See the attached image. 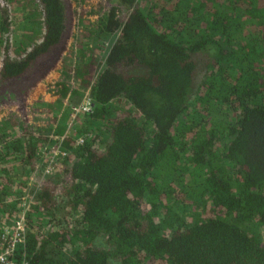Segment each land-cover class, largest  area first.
I'll return each mask as SVG.
<instances>
[{
  "label": "trees",
  "instance_id": "16d2710c",
  "mask_svg": "<svg viewBox=\"0 0 264 264\" xmlns=\"http://www.w3.org/2000/svg\"><path fill=\"white\" fill-rule=\"evenodd\" d=\"M34 1L40 8L22 26L30 42L3 43L0 102L22 89L66 27L65 0ZM87 24L82 48L108 44L87 85L83 115L94 130L67 145V122L53 129L65 134V156L31 199L47 222L26 217L16 260L264 264V0H112ZM7 25L0 11V43ZM93 62L70 71L85 75ZM68 67L60 63L61 77ZM3 128L0 230L19 194L3 156L23 151L26 174L44 139L8 138Z\"/></svg>",
  "mask_w": 264,
  "mask_h": 264
},
{
  "label": "rangeland",
  "instance_id": "374dc122",
  "mask_svg": "<svg viewBox=\"0 0 264 264\" xmlns=\"http://www.w3.org/2000/svg\"><path fill=\"white\" fill-rule=\"evenodd\" d=\"M32 1L15 0L6 5L3 0H0V11L6 15V20L8 21V32L4 33L1 38L4 41L9 40V46L11 47L17 45V42L20 40L22 42L24 41L25 45L30 42L29 34L27 31H24L26 28H22V26L27 24V16L29 13H33L34 10L36 11V9L40 8L36 1ZM65 1L67 12L66 27L60 41L51 47L48 58L43 62L45 63L44 66H47L55 56L56 50L58 51L60 48L58 57L51 65L53 69H48L35 81H28L24 84L25 88H22L23 90H20L19 86L12 87V98L10 100L2 99L0 102V125L4 124L3 129L8 134V138H21L24 134L26 137L29 132L34 137H44L43 140H39L34 148L35 153L31 155L32 162L28 164L29 170L26 174L18 162L19 158L25 156L23 151H17L13 148V150L3 156V160L6 163V170L10 171L12 182H19V194L17 195L16 192L14 194L15 196L13 195L15 203L12 204L11 208L15 212L14 215L5 218L3 221L4 224L1 223V227L5 224L9 225L21 211L25 213V221L28 215L27 217H30L33 222L35 221L40 226L47 222L46 217L35 208V201L31 199L34 195V189L36 186L38 187L44 176L51 177L53 181L56 180V172L65 156L63 142L66 137L63 133L53 134V129L58 126L55 124V119L60 118L67 122V127L64 129L68 137L66 140L67 145L69 142L76 143L75 140L80 131L87 130L88 132L89 129L94 130L89 124V119L85 117L86 115H83L84 112L80 113V111H75V108L81 101L85 93L84 91L89 90L87 85L93 80L94 73L101 60H103L108 44L107 42L102 44L98 43L94 46L95 48L90 46L82 48L78 38H83L87 32L83 24L88 26L87 22H93L97 14L109 6L112 0ZM119 16L123 17L124 12H119ZM79 19H83L84 23H80ZM15 39H17V42ZM13 41H15V44ZM3 43L6 44V41L0 43V67L2 53L5 47ZM93 59L94 62L93 64L91 63L85 75H82L81 72L78 74L73 71V66H81L83 63L86 66V62L92 61ZM47 61L48 64L46 65ZM62 62L69 66L67 68L69 69L67 76L63 77H61L58 69ZM71 69L73 70L70 71ZM57 81L69 84L71 89L78 90L79 94L75 96L70 92L68 95H58L55 97L56 99L49 102L50 105L44 107V104H41L42 102H48L47 100L49 98L59 93ZM66 84L65 86L67 88ZM25 127L28 129H24ZM43 129L46 131H42ZM28 203L31 204V209L29 208L30 210L26 215ZM260 232L264 239V226Z\"/></svg>",
  "mask_w": 264,
  "mask_h": 264
},
{
  "label": "built area",
  "instance_id": "2783aa9c",
  "mask_svg": "<svg viewBox=\"0 0 264 264\" xmlns=\"http://www.w3.org/2000/svg\"><path fill=\"white\" fill-rule=\"evenodd\" d=\"M84 92L85 93L83 94L81 101L75 108V111H80V113L89 111L92 104V98L89 94V90ZM82 137V135H79L75 142H81L83 139ZM3 221L4 220L1 221L2 224H4ZM24 221L25 213L21 211L9 225L5 224L2 226L0 230V264H21L16 260L15 248L23 241L25 231Z\"/></svg>",
  "mask_w": 264,
  "mask_h": 264
},
{
  "label": "water",
  "instance_id": "95a60500",
  "mask_svg": "<svg viewBox=\"0 0 264 264\" xmlns=\"http://www.w3.org/2000/svg\"><path fill=\"white\" fill-rule=\"evenodd\" d=\"M59 50H60V48H59ZM59 50L58 51L56 50V54H55V56L53 57V59L51 60V62L49 64H48L49 60L46 62V65L48 64L47 66H43V67H40V68L36 67L35 70H33L34 74L30 76L29 80L35 81V80L39 79V77L41 75H43L45 73V71H47L48 69L52 68L53 66H51V65L54 63L55 59L58 57Z\"/></svg>",
  "mask_w": 264,
  "mask_h": 264
},
{
  "label": "crops",
  "instance_id": "0c3cea01",
  "mask_svg": "<svg viewBox=\"0 0 264 264\" xmlns=\"http://www.w3.org/2000/svg\"><path fill=\"white\" fill-rule=\"evenodd\" d=\"M29 33H30V32H29ZM51 69H53V68H51ZM29 81H31V80H29ZM65 84H66V83H65ZM66 85H67V89H66V94H65V95H68L70 92H72V89H71V87H70L69 84H66ZM73 91H74V89H73ZM58 92H59V91H58ZM71 94H74V93L72 92ZM58 95H60V92H59L58 94H55V96H52L51 98H49V99L47 100L48 102H42L41 104H44V107H46V105H50L49 102H51L52 100L56 99L55 97L58 96ZM61 95H62V94H61ZM33 108H34V107H33ZM62 122H63V120L60 119V118H56V119H55V124H57L59 128H61V125H60V124H62ZM56 127H57V126H56Z\"/></svg>",
  "mask_w": 264,
  "mask_h": 264
},
{
  "label": "flooded vegetation",
  "instance_id": "af4514ba",
  "mask_svg": "<svg viewBox=\"0 0 264 264\" xmlns=\"http://www.w3.org/2000/svg\"><path fill=\"white\" fill-rule=\"evenodd\" d=\"M46 58H48V54H46L45 56H43V58L38 62V66H36V67H37V68L43 67L44 64H45V63H43V62H44V60H45ZM35 74H36V73H35ZM22 88L24 89V88H25V85L22 86ZM23 89H22V90H23ZM91 106H92V104H91Z\"/></svg>",
  "mask_w": 264,
  "mask_h": 264
}]
</instances>
